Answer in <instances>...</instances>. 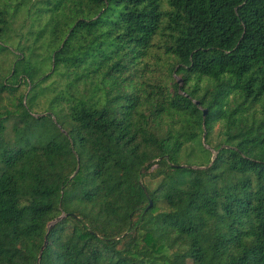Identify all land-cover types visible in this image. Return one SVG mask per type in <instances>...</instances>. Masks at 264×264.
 I'll list each match as a JSON object with an SVG mask.
<instances>
[{
	"label": "trees",
	"instance_id": "obj_1",
	"mask_svg": "<svg viewBox=\"0 0 264 264\" xmlns=\"http://www.w3.org/2000/svg\"><path fill=\"white\" fill-rule=\"evenodd\" d=\"M10 2L0 264H264V0Z\"/></svg>",
	"mask_w": 264,
	"mask_h": 264
},
{
	"label": "rangeland",
	"instance_id": "obj_2",
	"mask_svg": "<svg viewBox=\"0 0 264 264\" xmlns=\"http://www.w3.org/2000/svg\"><path fill=\"white\" fill-rule=\"evenodd\" d=\"M13 1V0H11ZM16 1H20V0H16ZM36 0H29V3H28V6L30 8H33L32 5L34 4ZM2 2H4L6 5L9 4L10 0H2ZM9 6H13V2H10V5ZM34 9H32L30 11V15L31 13L33 12ZM35 17V16H34ZM44 18V16H40V18ZM11 28H12V31H13V34L16 35V39L15 41H19L23 46H30V42L31 40L27 37L26 35V32L27 30H29V26H30V20H29V17H25V12H21L19 14V17L17 16L16 19L13 20V22L10 24ZM14 54H17V53H14ZM157 58V56H155ZM8 61H12V58H9ZM148 71L145 72V77H147L148 79H153V78H156V77H161V78H164L166 72L165 70L163 69V67H159V64H161V62L163 61V56H162V61L160 60H153V59H150L148 60ZM157 64V66H156ZM154 70H157V71H154ZM174 80L176 81H179L178 80V77L177 76H173ZM28 88H25L23 86L20 87L19 91L20 92H23L25 93L27 91ZM7 101H5V105L7 106ZM46 107H47V104L44 103V101L42 100H39L38 101V106H37V109H35V112L33 113V117H37V116H40V115H45L46 114ZM217 127L214 128V132L216 131ZM10 127L7 125V128H6V132L8 134V136H10ZM216 134V132H215Z\"/></svg>",
	"mask_w": 264,
	"mask_h": 264
},
{
	"label": "water",
	"instance_id": "obj_3",
	"mask_svg": "<svg viewBox=\"0 0 264 264\" xmlns=\"http://www.w3.org/2000/svg\"><path fill=\"white\" fill-rule=\"evenodd\" d=\"M202 116H204V112L202 113ZM176 167L179 168V167H183V166H176ZM139 185H141L140 182H139ZM143 192H144L145 196L147 197L146 192H145L144 189H143ZM150 206H151V203H150V201H148V205H147V207L145 208V210H147ZM60 219H61V216L58 217V218H56V219L54 220V223L57 222V221H59ZM42 249H43V246L41 247L40 252L42 251ZM40 252H39V253H40ZM39 257H40V254L38 255L37 262H38V260H39Z\"/></svg>",
	"mask_w": 264,
	"mask_h": 264
}]
</instances>
